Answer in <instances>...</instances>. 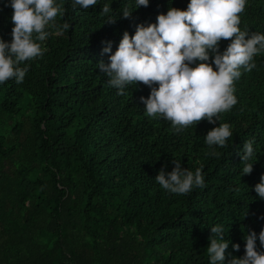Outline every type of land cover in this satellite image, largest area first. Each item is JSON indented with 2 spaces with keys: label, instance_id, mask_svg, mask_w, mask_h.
Listing matches in <instances>:
<instances>
[{
  "label": "trees",
  "instance_id": "obj_1",
  "mask_svg": "<svg viewBox=\"0 0 264 264\" xmlns=\"http://www.w3.org/2000/svg\"><path fill=\"white\" fill-rule=\"evenodd\" d=\"M188 2L150 0L130 18L105 23L104 3L119 14L133 0H98L87 9L57 0L63 11L37 41L42 55L25 61L22 83L0 84V264H209L210 226L223 225L225 239L240 244L226 249L233 256L244 255L246 229L264 228V199L253 187L264 173V51L255 68L241 69L237 103L216 124L203 119L179 132L145 114L140 97L148 86L133 82L120 95L97 67L108 62L106 42L114 52L125 31ZM6 3L0 0V37L10 41ZM239 16L241 30L264 33V0H248ZM228 43L221 40L220 50ZM225 122L233 135L210 155L204 135ZM246 140L258 160L241 176ZM173 159L192 171L203 166L205 186L186 194L161 188L155 176L171 171Z\"/></svg>",
  "mask_w": 264,
  "mask_h": 264
},
{
  "label": "clouds",
  "instance_id": "obj_2",
  "mask_svg": "<svg viewBox=\"0 0 264 264\" xmlns=\"http://www.w3.org/2000/svg\"><path fill=\"white\" fill-rule=\"evenodd\" d=\"M98 0H71V6L87 9ZM150 0H133V6L123 5L115 14L109 3L101 13L105 23H115L121 16L130 18L136 9L147 7ZM248 0H189L186 9L169 7L160 13L155 23L136 25L135 32L125 31L116 50L108 41L102 52L110 54L108 62L101 60L97 67L107 77V84L123 95L127 85L135 82L150 88L147 97L141 96L145 114L162 117L171 122L176 132L206 119L210 124L220 120V113L237 103L234 81L256 67L254 56L264 51V33L241 30L239 13ZM13 9L12 39L0 37V84L9 79L22 83L29 70L25 61L42 55L41 44L51 33L46 26L62 13L57 0H7ZM64 23L60 29H67ZM36 34L35 36L33 34ZM221 40L229 43L220 50ZM196 123V125H197ZM233 131L229 123H219L204 135V143L212 149L208 154L219 156L216 147H226ZM215 146V147H214ZM238 154L243 165L241 176L251 174L257 156L254 141L246 140ZM174 167H162L155 176L161 188L173 194H186L195 187H204L203 166L194 171L173 159ZM264 199V173L254 186ZM212 235L206 249L209 264H264V228L244 234L243 256L226 253L231 243L234 251L240 244L225 239L223 225L210 226ZM259 241V248L257 246ZM226 257H231L230 259Z\"/></svg>",
  "mask_w": 264,
  "mask_h": 264
}]
</instances>
